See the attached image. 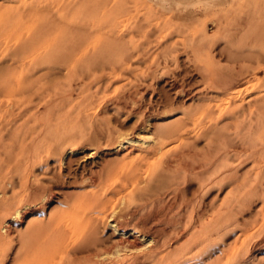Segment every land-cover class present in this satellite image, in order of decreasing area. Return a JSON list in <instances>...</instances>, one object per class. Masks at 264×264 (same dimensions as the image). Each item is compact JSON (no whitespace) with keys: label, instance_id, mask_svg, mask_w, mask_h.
Returning <instances> with one entry per match:
<instances>
[{"label":"rangeland","instance_id":"obj_1","mask_svg":"<svg viewBox=\"0 0 264 264\" xmlns=\"http://www.w3.org/2000/svg\"><path fill=\"white\" fill-rule=\"evenodd\" d=\"M0 264H264V0H0Z\"/></svg>","mask_w":264,"mask_h":264},{"label":"bare ground","instance_id":"obj_2","mask_svg":"<svg viewBox=\"0 0 264 264\" xmlns=\"http://www.w3.org/2000/svg\"><path fill=\"white\" fill-rule=\"evenodd\" d=\"M188 1V0H187ZM236 88V87H235ZM234 88V89H235ZM237 91V89H235V91L234 92H236ZM233 93V92H232ZM121 135V137H120V139L121 140H119L120 142H128V143H131V144H133V145H140L141 143H143L144 141H141L142 139L141 138H138V139H136V140H134V139H131L127 134H120ZM119 135V136H120ZM146 141V140H145ZM147 142H151V143H154V145L156 144L155 142H157L156 141V137L155 136H150L149 138H148V140H147ZM164 142V141H163ZM163 142H162V144H163ZM161 144V143H160ZM159 145V144H158ZM141 146V145H140ZM154 147V146H153ZM156 147V146H155ZM157 148V147H156ZM159 148V147H158ZM112 209V208H111ZM16 212V211H15ZM15 212L13 213V215L15 214ZM14 217H15V215H14ZM112 226L115 228V229H117L118 227H117V225L116 224H112ZM113 228V229H114ZM133 242H135V241H132V243ZM136 243V242H135ZM134 244V243H133ZM136 245V244H135ZM141 247V246H140ZM154 247V246H153ZM106 250V249H105ZM108 250V249H107ZM106 250V251H107ZM106 254V253H105ZM31 262V261H30ZM29 263V262H28Z\"/></svg>","mask_w":264,"mask_h":264}]
</instances>
